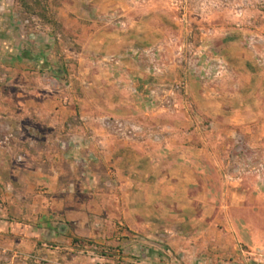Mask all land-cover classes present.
Returning <instances> with one entry per match:
<instances>
[{"label":"crops","instance_id":"obj_1","mask_svg":"<svg viewBox=\"0 0 264 264\" xmlns=\"http://www.w3.org/2000/svg\"><path fill=\"white\" fill-rule=\"evenodd\" d=\"M52 13L35 33L0 16V264H264V24L231 27L229 72L201 82L187 0ZM136 48L183 80L171 103H136L164 80Z\"/></svg>","mask_w":264,"mask_h":264},{"label":"rangeland","instance_id":"obj_2","mask_svg":"<svg viewBox=\"0 0 264 264\" xmlns=\"http://www.w3.org/2000/svg\"><path fill=\"white\" fill-rule=\"evenodd\" d=\"M56 2L57 0H0L1 6L10 10L7 11L8 14L0 12V16H5L9 19L13 18L12 20L14 24L18 26L22 25L24 26L23 28L25 31L35 33L37 32V29L40 28L38 25L43 26V24L52 23L54 21L52 19V12L56 6ZM187 3L193 11V14L189 16L190 23L193 26L191 32L193 38H198L199 45L201 41H203L205 44L209 45L211 49L217 52L226 62L228 73L230 70V63L224 58V52L222 51L223 48L221 47L223 39H225V36H228L230 28L237 24L251 27L264 24V0H187ZM54 27L58 32L64 34L68 33L66 27H64L62 23L58 25V23L55 22ZM256 39H260V37L257 35ZM195 40H193V42ZM68 43V40L65 42L64 40L58 39L52 55L56 57L72 56L73 58L75 56L74 52L78 50V45ZM190 49V47H187L186 49L188 54L190 53ZM196 53L192 59L197 57ZM157 58L159 59L158 52ZM115 59V57H112L111 61L115 63L117 60ZM160 64L163 71L157 77H163L164 80L159 81L160 83L158 82V84L170 86L178 81L183 82V80L180 79H170L167 76V70H165L162 63ZM186 65L188 72L195 76V74L190 71L188 62ZM227 73H225V75ZM197 80L199 79L197 78ZM131 92L135 96L134 99L136 103L145 108L147 112L159 105L171 103V101H173L180 93L176 92V94H168L166 92H161L159 99L156 102L151 103L148 96H146V89L143 92H138L137 89H132ZM145 116L148 120H151L152 117H158L156 114H139L141 119ZM229 150L234 154L237 152L244 154L249 153L245 146L239 148L230 147Z\"/></svg>","mask_w":264,"mask_h":264},{"label":"built area","instance_id":"obj_3","mask_svg":"<svg viewBox=\"0 0 264 264\" xmlns=\"http://www.w3.org/2000/svg\"><path fill=\"white\" fill-rule=\"evenodd\" d=\"M199 48V51L196 53L197 57L188 61L190 71L194 73L201 82H215L222 79L228 71L226 62L217 52L211 49L210 46L203 41H201ZM132 53L138 58L143 56L151 57L152 59L148 65V71L155 76H159L162 73L163 69L157 58L156 50L152 48L144 50L136 48ZM183 86L184 83L182 81L175 82L170 86L152 84L151 86L146 87V96H148L151 103H154L159 99L161 92L176 94V92H180Z\"/></svg>","mask_w":264,"mask_h":264}]
</instances>
